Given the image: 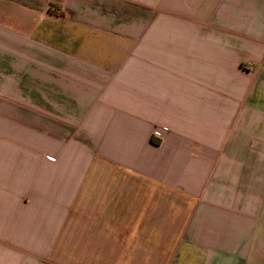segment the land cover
I'll use <instances>...</instances> for the list:
<instances>
[{
    "label": "crops",
    "instance_id": "1",
    "mask_svg": "<svg viewBox=\"0 0 264 264\" xmlns=\"http://www.w3.org/2000/svg\"><path fill=\"white\" fill-rule=\"evenodd\" d=\"M0 264H264V0H0Z\"/></svg>",
    "mask_w": 264,
    "mask_h": 264
}]
</instances>
